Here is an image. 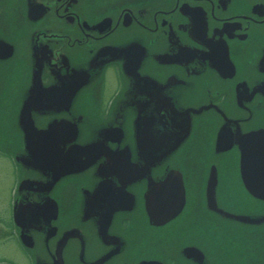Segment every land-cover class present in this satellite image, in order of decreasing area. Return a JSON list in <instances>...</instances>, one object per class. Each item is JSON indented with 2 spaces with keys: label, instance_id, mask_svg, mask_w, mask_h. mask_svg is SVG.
<instances>
[{
  "label": "flooded vegetation",
  "instance_id": "flooded-vegetation-1",
  "mask_svg": "<svg viewBox=\"0 0 264 264\" xmlns=\"http://www.w3.org/2000/svg\"><path fill=\"white\" fill-rule=\"evenodd\" d=\"M6 170L26 264H264V0H0Z\"/></svg>",
  "mask_w": 264,
  "mask_h": 264
},
{
  "label": "rangeland",
  "instance_id": "rangeland-1",
  "mask_svg": "<svg viewBox=\"0 0 264 264\" xmlns=\"http://www.w3.org/2000/svg\"><path fill=\"white\" fill-rule=\"evenodd\" d=\"M3 171V170H2ZM6 176L4 175H0V216L4 217L6 215L7 212V207H8V203H9V199H8V195L10 194V175L8 173V171H5ZM9 247H7V249L5 250H0V254L6 253L9 256H13L16 261L19 264H26V258H24V256L22 255L19 247H15L14 244H12Z\"/></svg>",
  "mask_w": 264,
  "mask_h": 264
},
{
  "label": "water",
  "instance_id": "water-1",
  "mask_svg": "<svg viewBox=\"0 0 264 264\" xmlns=\"http://www.w3.org/2000/svg\"><path fill=\"white\" fill-rule=\"evenodd\" d=\"M254 195L259 197V198H264V194H254Z\"/></svg>",
  "mask_w": 264,
  "mask_h": 264
}]
</instances>
